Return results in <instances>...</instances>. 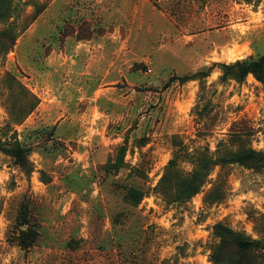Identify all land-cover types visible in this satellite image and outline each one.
I'll return each instance as SVG.
<instances>
[{
    "label": "rangeland",
    "instance_id": "obj_1",
    "mask_svg": "<svg viewBox=\"0 0 264 264\" xmlns=\"http://www.w3.org/2000/svg\"><path fill=\"white\" fill-rule=\"evenodd\" d=\"M9 2L0 144L29 169L0 150V264H264V166L215 165L187 201L159 190L175 156L186 174L204 153L264 152V84L221 66L264 54V0Z\"/></svg>",
    "mask_w": 264,
    "mask_h": 264
},
{
    "label": "trees",
    "instance_id": "obj_2",
    "mask_svg": "<svg viewBox=\"0 0 264 264\" xmlns=\"http://www.w3.org/2000/svg\"><path fill=\"white\" fill-rule=\"evenodd\" d=\"M43 9L44 6L38 8L34 16H37ZM11 14L12 6L9 0H0V23L9 18ZM0 42L1 50H10L14 46L15 33L13 27L0 31ZM221 66L223 67L224 76H232L237 81H243L251 73L264 84V54L257 58L249 57L237 60L231 64H222ZM197 75L198 73L187 74L182 76L180 80L187 81L197 77ZM0 150L13 157L16 164L22 166L24 169H29L28 149L23 147L20 142L17 141L15 144L6 146L0 144ZM191 162L193 169L183 174L181 170L177 169L178 160L176 156L169 160L166 171L159 183V190L163 195L171 198L173 201H187L200 190L215 165L224 166L238 163L248 167L259 168L264 166V152L247 147L228 150L216 158L204 153L199 157H193ZM145 194L146 192L142 189L130 187L126 197L134 204H138ZM18 222L20 226L25 225L27 227L25 231L20 230L18 242L22 247L29 248L36 241L37 231L30 224V220L26 214H21ZM217 232L221 236L223 243H232L241 251H247L252 245V242L243 235L235 233L228 228L220 226Z\"/></svg>",
    "mask_w": 264,
    "mask_h": 264
},
{
    "label": "bare ground",
    "instance_id": "obj_3",
    "mask_svg": "<svg viewBox=\"0 0 264 264\" xmlns=\"http://www.w3.org/2000/svg\"><path fill=\"white\" fill-rule=\"evenodd\" d=\"M235 55H233V57H234Z\"/></svg>",
    "mask_w": 264,
    "mask_h": 264
}]
</instances>
